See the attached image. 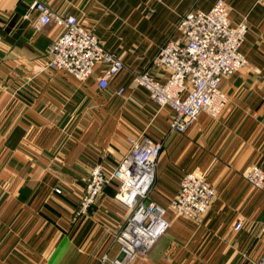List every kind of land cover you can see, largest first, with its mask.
Listing matches in <instances>:
<instances>
[{
	"label": "crops",
	"instance_id": "0c3cea01",
	"mask_svg": "<svg viewBox=\"0 0 264 264\" xmlns=\"http://www.w3.org/2000/svg\"><path fill=\"white\" fill-rule=\"evenodd\" d=\"M33 0H0V264H112L114 235L131 209L110 182L85 214H77L93 164L110 172L128 151L127 136L144 131L161 142L154 186L145 199L167 210L168 232L131 264H256L264 257V191L243 171L264 169V2L223 0L232 24L244 21L246 66L224 79L226 106L217 119L200 114L184 135L168 130L171 111L159 109L134 72H164L153 60L176 40L190 10L216 0H42L75 15L125 66L101 93L95 71L85 83L41 71L58 29L36 32ZM123 96H116L118 88ZM206 173L216 196L200 222L175 217L170 202L184 174ZM60 187L57 195L54 188ZM239 219L238 233L232 225ZM102 259H105L104 262Z\"/></svg>",
	"mask_w": 264,
	"mask_h": 264
},
{
	"label": "built area",
	"instance_id": "2783aa9c",
	"mask_svg": "<svg viewBox=\"0 0 264 264\" xmlns=\"http://www.w3.org/2000/svg\"><path fill=\"white\" fill-rule=\"evenodd\" d=\"M29 9L35 14L32 26L36 32L47 26L58 29L45 50V62L40 70L64 73L81 84L99 71L96 86L101 93L108 92L113 79L125 69L123 61L85 29L75 15L59 14L42 0H33ZM177 29L179 37L164 42L153 60L164 72L163 79H157L148 70L134 72L130 87L144 89L158 110L169 109V132L184 135L200 114L212 119L221 116L227 103L221 83L247 64L241 46L248 28L244 21L232 24L227 4L216 0L207 11L186 12ZM115 95L123 96L124 89L118 88ZM126 142L128 151L113 170L106 173L98 164L90 167L77 211L85 214L105 185L118 184L115 199L131 209V213L114 235L121 258L114 259L112 264L133 263L150 251L170 227L164 207L145 203L154 186L161 142L150 140L144 131L127 136ZM242 176L252 189L264 191V169L260 166L247 167ZM54 193L60 195L61 188H54ZM215 196L216 190L206 173L189 172L181 178L169 209L175 217L200 222ZM242 228V219L232 225L236 233ZM255 263L264 264V257Z\"/></svg>",
	"mask_w": 264,
	"mask_h": 264
}]
</instances>
